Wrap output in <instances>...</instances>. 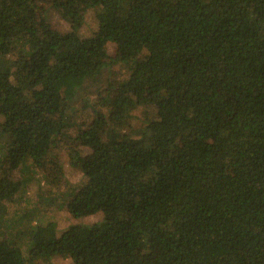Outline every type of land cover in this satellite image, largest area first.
<instances>
[{"label":"trees","instance_id":"trees-1","mask_svg":"<svg viewBox=\"0 0 264 264\" xmlns=\"http://www.w3.org/2000/svg\"><path fill=\"white\" fill-rule=\"evenodd\" d=\"M56 255L264 264V0H0V264Z\"/></svg>","mask_w":264,"mask_h":264},{"label":"rangeland","instance_id":"rangeland-1","mask_svg":"<svg viewBox=\"0 0 264 264\" xmlns=\"http://www.w3.org/2000/svg\"><path fill=\"white\" fill-rule=\"evenodd\" d=\"M96 26H97V22L95 21L94 15L91 11H89L86 18H85V23L83 24V26L80 29V35L81 36H89L96 29ZM108 47H109L110 53L115 52L112 44H108ZM137 112H138V116L143 115V110L139 109ZM88 116L91 117V113H88ZM80 118L81 119L88 118L87 112L84 113L83 115H81ZM131 124L132 125H130V121L129 122H122L119 124V126L121 127V130L123 132H128L130 130V128H134V127H137L139 125V120L131 119ZM80 150H81L82 154L85 155V153H86L85 149L81 148ZM57 152H58V157L60 159V162H62L63 168L65 170L64 179L61 182L62 185L59 187H51L49 185L43 184V182L33 183L29 187L27 195H24L25 199H23L20 204L14 203L13 205H11V207L9 209L10 212H12L13 210H17L20 213V212H23L24 210H26V208L28 210V204L26 202V196H27V199L29 201V208L31 209L34 207L33 204L35 203V201L40 196H46L52 192L57 193L58 191L64 190L65 187H67L68 185L80 184L81 182L84 181V177L82 175V172L79 169L74 168L71 165H69L65 148L62 150L58 148ZM38 184L41 187H38ZM44 192H46L47 194L45 195ZM39 204H45V203L41 200V203H39ZM36 206H38V204ZM41 206L42 205L38 206L39 209ZM42 216H43V220L52 219L57 223V232L58 233L61 232L66 227H68L69 225L88 224V223L98 221L102 218V214L100 212L86 216V217L74 218L68 212H66L64 209L59 208V207L53 208V206H49V205L47 206V209L42 212ZM35 217L32 219V221L35 219ZM30 219H31V216H30ZM51 263L52 264H72L71 258L69 256H66V255H64V256H61V255L53 256L51 258Z\"/></svg>","mask_w":264,"mask_h":264}]
</instances>
